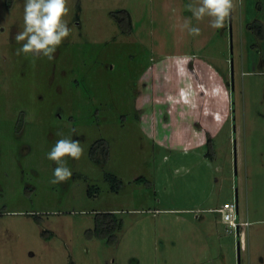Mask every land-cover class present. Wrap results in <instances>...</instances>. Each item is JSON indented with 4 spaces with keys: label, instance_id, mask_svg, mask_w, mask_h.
Wrapping results in <instances>:
<instances>
[{
    "label": "rangeland",
    "instance_id": "obj_1",
    "mask_svg": "<svg viewBox=\"0 0 264 264\" xmlns=\"http://www.w3.org/2000/svg\"><path fill=\"white\" fill-rule=\"evenodd\" d=\"M24 2L0 0V264H264V0L199 36L190 0H68L53 60L16 55ZM61 138L84 154L53 185ZM236 199L243 249L212 210Z\"/></svg>",
    "mask_w": 264,
    "mask_h": 264
},
{
    "label": "clouds",
    "instance_id": "obj_2",
    "mask_svg": "<svg viewBox=\"0 0 264 264\" xmlns=\"http://www.w3.org/2000/svg\"><path fill=\"white\" fill-rule=\"evenodd\" d=\"M67 4L68 0H25L23 30L14 36L16 42H23L16 55L33 58L43 56L53 60L54 53L72 33L65 19L69 12ZM235 7L234 0H190L185 9L192 15L185 17L179 27L191 36H199L201 29L193 26L192 20L203 21L207 17L211 28L221 29L231 18ZM72 131L75 132V129ZM83 154L84 149L78 140H57L47 153V159L57 165L50 183L57 185L70 179L72 171L67 167L66 160H79Z\"/></svg>",
    "mask_w": 264,
    "mask_h": 264
},
{
    "label": "trees",
    "instance_id": "obj_3",
    "mask_svg": "<svg viewBox=\"0 0 264 264\" xmlns=\"http://www.w3.org/2000/svg\"><path fill=\"white\" fill-rule=\"evenodd\" d=\"M257 33L262 36L263 35L262 29H259L257 31ZM210 140H211V138L208 136L207 141H206V145L208 147V152L206 153V155L212 157L213 153H212V147L210 145ZM102 144H103V147L101 150L103 152V155H102V157H99L96 154V151H94V150H96L98 145L101 146ZM106 150H107V147L104 143V140L98 141V142L94 143L90 148V152H89L90 158L97 164L103 163L104 159H105L104 157L107 153ZM107 179L111 183L116 184V185L120 182L116 178V176H114L112 174H107ZM118 228H121V221H119V219L116 217V215L113 211L96 213L94 233L98 238H105L106 237L108 242H112L114 239V231L117 230Z\"/></svg>",
    "mask_w": 264,
    "mask_h": 264
},
{
    "label": "built area",
    "instance_id": "obj_4",
    "mask_svg": "<svg viewBox=\"0 0 264 264\" xmlns=\"http://www.w3.org/2000/svg\"><path fill=\"white\" fill-rule=\"evenodd\" d=\"M214 211L219 213L221 221L226 224L228 232L237 235L238 245L240 248H244V229L239 230V226H245L248 224L245 220H240L238 215L237 199L229 202L223 208H216Z\"/></svg>",
    "mask_w": 264,
    "mask_h": 264
},
{
    "label": "crops",
    "instance_id": "obj_5",
    "mask_svg": "<svg viewBox=\"0 0 264 264\" xmlns=\"http://www.w3.org/2000/svg\"><path fill=\"white\" fill-rule=\"evenodd\" d=\"M214 209H216V208H214ZM214 209H212L213 211H214ZM239 215V214H238ZM219 218H220V216H219ZM220 221H221V219H220ZM221 223H223L222 221H221ZM224 224V223H223ZM225 226H226V224H225ZM242 229H244V227H242ZM227 230V229H226ZM239 230H241V226H239Z\"/></svg>",
    "mask_w": 264,
    "mask_h": 264
}]
</instances>
